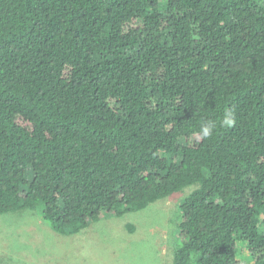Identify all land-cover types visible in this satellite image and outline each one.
Returning a JSON list of instances; mask_svg holds the SVG:
<instances>
[{
  "label": "trees",
  "instance_id": "1",
  "mask_svg": "<svg viewBox=\"0 0 264 264\" xmlns=\"http://www.w3.org/2000/svg\"><path fill=\"white\" fill-rule=\"evenodd\" d=\"M185 189L173 264H264V0H0V215Z\"/></svg>",
  "mask_w": 264,
  "mask_h": 264
},
{
  "label": "rangeland",
  "instance_id": "2",
  "mask_svg": "<svg viewBox=\"0 0 264 264\" xmlns=\"http://www.w3.org/2000/svg\"><path fill=\"white\" fill-rule=\"evenodd\" d=\"M190 190L75 235L58 234L36 210L0 215V264H173L179 201Z\"/></svg>",
  "mask_w": 264,
  "mask_h": 264
},
{
  "label": "clouds",
  "instance_id": "3",
  "mask_svg": "<svg viewBox=\"0 0 264 264\" xmlns=\"http://www.w3.org/2000/svg\"><path fill=\"white\" fill-rule=\"evenodd\" d=\"M235 123L234 113L228 111L225 113L223 120L221 121L222 127H232ZM216 128L215 122H206L201 126L200 135L204 138H209L213 135L214 130Z\"/></svg>",
  "mask_w": 264,
  "mask_h": 264
}]
</instances>
